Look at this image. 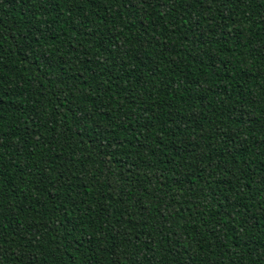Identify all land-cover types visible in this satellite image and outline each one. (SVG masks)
Masks as SVG:
<instances>
[{
	"label": "trees",
	"instance_id": "1",
	"mask_svg": "<svg viewBox=\"0 0 264 264\" xmlns=\"http://www.w3.org/2000/svg\"><path fill=\"white\" fill-rule=\"evenodd\" d=\"M0 264H264V0H0Z\"/></svg>",
	"mask_w": 264,
	"mask_h": 264
}]
</instances>
